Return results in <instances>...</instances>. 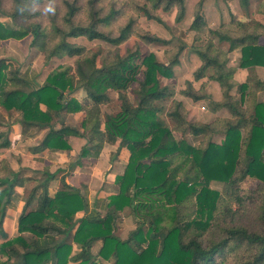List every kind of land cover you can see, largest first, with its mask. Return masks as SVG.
Masks as SVG:
<instances>
[{
  "label": "trees",
  "instance_id": "obj_1",
  "mask_svg": "<svg viewBox=\"0 0 264 264\" xmlns=\"http://www.w3.org/2000/svg\"><path fill=\"white\" fill-rule=\"evenodd\" d=\"M54 0H13L10 16L15 27L0 19V105L11 115L23 132L32 128L48 127L43 140L31 147L35 154L45 150H70L69 138L85 136L87 143L81 156L99 155L105 140H120L119 150L126 147L130 152L129 163L124 174L116 177L119 193L105 198H96L89 211L86 193L79 187L61 178L60 187L51 194L50 183L58 171L45 169L37 178L18 220L19 235L9 238L4 229L7 208L15 192L16 176L0 177V234L5 238L0 245V264H104L102 259H113L114 264H264V227L252 230L245 226L228 225L222 238L210 240L209 235L218 224V213L227 200L242 203L241 190L245 179L251 178L264 186V100L253 103L247 110L242 101L235 99L232 88L237 67L229 66L226 55L240 49L239 67L264 66V24L250 27L238 22L239 30L212 29L213 38L203 46L194 45L201 65L194 73L195 80L203 77L217 81L222 90V99L215 101V108H226L231 117L212 122L193 123L187 121L184 105L175 101L170 113L179 120L181 128L194 135L219 132L220 143L209 140L204 145H192L186 135L175 138L167 121L160 117L157 102L174 95V91L163 78L174 75V67L186 43L181 41L175 53L162 61L158 56L136 43L133 50L112 63L98 65V53L90 52L83 45L69 38L86 37L100 39L120 46L134 33L137 17L133 14L117 29H108L111 22L124 8L133 6L134 0H125L120 6L116 0L104 6L103 0H64L65 7L60 18L55 15L47 28L41 23H29L30 6L34 3ZM247 8L249 0H241ZM178 6L177 20L186 13L183 0H144L135 6L146 17L163 22L155 11L162 7L169 11ZM202 7V4H199ZM0 12H4L0 0ZM231 13H233L231 11ZM40 12L32 16L39 15ZM206 22L202 12L192 20L191 29L200 31ZM33 33L43 41L47 61L54 57L77 56L75 71L68 65L52 71L43 85L28 86L19 76V68L12 58L1 54V41L22 39ZM137 36L145 43L168 42L155 34L144 32ZM49 39V40H48ZM227 42L226 53L216 44ZM136 83L135 102L124 91H120V110L106 113L102 118L101 105L110 101V89L122 90ZM87 89L91 105L84 107L70 97L77 86ZM253 98L264 89V81H255ZM246 91L249 83L240 85ZM198 101L207 97L196 90L191 81L181 91ZM243 99V95H242ZM44 106V107H43ZM85 111L82 126L84 132L63 125L55 129L52 122L64 111ZM33 135V131H31ZM185 134V133H183ZM6 136L0 133V138ZM11 143L5 137L0 148ZM185 167L181 175L180 169ZM212 181L225 184L223 196L210 187ZM138 190L163 193L164 201H137ZM135 191V193H133ZM137 191V192H136ZM194 197L195 205L190 212H183L182 205ZM35 201L36 205L32 206ZM132 207L142 220L127 239L117 235L118 211ZM264 208V200H263ZM79 211L85 214L77 216ZM264 219V212H263ZM149 227L146 228V222ZM30 233L28 239L23 233ZM73 234L78 251L73 250L67 238ZM102 241L95 255L93 245ZM232 262L228 263V258Z\"/></svg>",
  "mask_w": 264,
  "mask_h": 264
},
{
  "label": "rangeland",
  "instance_id": "obj_2",
  "mask_svg": "<svg viewBox=\"0 0 264 264\" xmlns=\"http://www.w3.org/2000/svg\"><path fill=\"white\" fill-rule=\"evenodd\" d=\"M85 3L86 0H79ZM114 0H103L101 3L104 6ZM118 6L125 0H116ZM144 0H134L131 7H126L111 24L108 29H117L123 25L131 14L137 17L134 33L130 38L120 46H116L100 39L89 40L86 37L69 38V41L83 45L90 52L89 54L98 53L97 63L99 66L106 63L116 61L119 55H124L127 50H133L136 43H141L143 49L155 53L162 61H167V57L175 53L181 41L186 45L179 57V64L174 67V75L170 78H163V84L168 85L173 91L174 95L158 101L156 104L159 107L160 117L164 118L173 131L175 138L179 139L182 135H186V139L192 145H206L208 141L220 143L223 134L219 132H212L207 134H200L194 136L181 128V124L170 112L174 110L175 101L182 99L184 105V112L187 121L193 123L212 122L220 125L218 120L231 117L230 112L226 108L215 110V101L221 98L222 90L215 82H210L203 77L200 80H195L194 73L201 65L199 56L194 51V45L203 46L209 40L217 41L213 38L212 29H218L223 26L224 29H231L233 32L239 30L238 22H245L250 27H257L264 24V0H249L248 7L245 8L241 0H183L186 8V13L181 21L177 20L179 7L173 6L169 11L163 10L162 7L157 8L155 13L161 17L162 23L154 19L146 17L142 12L135 8L136 5L141 4ZM64 0H54L53 2L34 3L30 6V17L26 16L27 22L41 23L42 28H47L49 21L57 15L59 18L64 12ZM4 12H0V19L10 27H15L10 16V11L13 7V0H2ZM202 4V7L199 4ZM54 11H48V9ZM231 11L233 13H231ZM40 12L39 15L32 16L34 13ZM202 12L205 19V26L200 31L190 28L192 20ZM56 19V18H55ZM149 32L155 34L168 42L145 43L138 36L137 33ZM212 38V39H211ZM47 37L35 40L33 33H29L22 39H8L1 41V54L5 57L12 58L15 65L19 68V76L26 79L28 86L39 87L44 84L48 75L59 68L71 65L73 72L75 71L77 56L70 57H53L52 60L47 61L46 52L43 50V41L46 43ZM49 40V39H48ZM221 47L226 53L229 44L222 42L216 44L215 48ZM229 57L228 65L239 67L240 49H235L232 52L226 53ZM234 66V67H235ZM260 67V66H259ZM264 81V69L252 68L247 70L246 74L238 75L234 79L235 84L232 88V93L235 99L242 101L243 105L249 110L250 106L259 101L264 100V89L258 90L254 97L251 94L255 90V81ZM188 81H191L196 90L206 93L207 97L195 101L191 97H185L181 91L187 88ZM248 82L249 87L246 91H242L240 85ZM137 84L131 83L122 90L110 89V101L101 105L102 118L105 119L106 113H117L120 110L121 98L120 91H124L131 101L135 102ZM243 95V99H242ZM70 97L75 98L84 107L91 105V99L87 94V89L79 85L71 92ZM221 100V99H220ZM219 100V101H220ZM44 107V106H43ZM85 111L77 112L64 111L57 115L52 122L55 129L63 125L71 126L82 133L84 128L82 121L84 119ZM49 128H42L36 130L32 128L30 133L23 132L22 126L16 121V114L11 115L3 106L0 105V133H5L6 136L0 138V144L5 137H9L11 143L8 148H0V177L16 176L15 192L12 196L11 204L7 208L4 220V229L8 232L9 238L19 235L18 220L25 205V201L29 196L32 188L37 184V178L41 177L44 170L47 168L51 172L58 171L54 180L50 183V192L53 193L58 186L61 185V177L69 179L70 184L79 187L87 197L91 198L98 196L104 192L107 198L111 195L119 193L120 186L116 182L118 175L124 174L129 163L130 152L126 147L118 146L120 141H111L106 139L104 146L99 155L88 157L81 156V150L87 143L85 136H72L69 138L71 144L70 150L48 151L47 154H35L31 151V147L40 143ZM33 131V135L31 133ZM185 133V134H183ZM61 154V155H60ZM86 158L83 167L77 169L76 160ZM83 161V160H82ZM186 166L180 169L179 175L183 172ZM75 168L77 173L73 172ZM67 171V173H66ZM242 203L235 200H227L221 206L218 215V224L210 232V240H219L222 238L223 229L228 225H240L248 227L252 230H261L264 227L263 219V200H264V186L263 184L251 178H247L241 184ZM210 187L219 190L223 196L227 197L225 184L219 181H212ZM94 191V192H92ZM137 192V191H136ZM137 201L152 200L156 202L164 201L163 193L146 192L138 190ZM111 193V194H110ZM135 193V191L133 192ZM97 198V197H96ZM95 198V199H96ZM162 200V201H161ZM32 206L36 205L33 201ZM195 199L190 198L182 205L183 212H190L194 208ZM90 210V208H89ZM132 207H125L118 211L117 235L122 239H127L131 232L136 229L137 225L145 219L140 217V214H135ZM85 214V213H84ZM149 227V221L146 222V228ZM28 239L32 238L30 233H23ZM69 238H67L68 241ZM5 241V238L0 234V245ZM93 245L92 251L97 255L101 245ZM79 247V246H78ZM104 264H114L113 259H102ZM232 262V257L228 258V263Z\"/></svg>",
  "mask_w": 264,
  "mask_h": 264
},
{
  "label": "crops",
  "instance_id": "obj_3",
  "mask_svg": "<svg viewBox=\"0 0 264 264\" xmlns=\"http://www.w3.org/2000/svg\"><path fill=\"white\" fill-rule=\"evenodd\" d=\"M235 66V65H234ZM235 67H237V66H235ZM256 68H262V69H264V66H255ZM252 68H254V67H249V68H241V67H237V71H236V73H235V76H234V79H236L237 78V76L238 75H245L246 74V72H247V70H249V69H251L252 70ZM207 80L209 79V78H206ZM210 80V82H215V83H217L218 85H219V87H220V90H221V86H220V84L217 82V81H215V80H212V79H209ZM182 94V93H181ZM233 94V93H232ZM183 95V94H182ZM234 95V94H233ZM185 96V95H184ZM186 97V96H185ZM220 99H222V94H221V98ZM219 99V100H220ZM218 100V101H219ZM178 101H181L182 102V99H179ZM183 103V102H182ZM218 109H220V108H215V110L216 111H218ZM118 141H120V140H118ZM120 143V142H119ZM118 148H119V146H118ZM123 148V147H122ZM47 152L48 151H43V152H41V154H40V156H42V157H44L42 154L43 153H45V154H47ZM61 155V154H60ZM83 160V161H82ZM84 160H86V158H80V159H78V160H76V162L75 163H77V169H79V168H81V167H83V164L85 163V161ZM76 168H75V170L73 171V172H75V173H77L78 172V170H77ZM66 173H67V171H66ZM62 178V177H61ZM67 182H69V179L67 178V180H66ZM74 185V184H73ZM60 186H58V188H59ZM57 188V189H58ZM56 189V190H57ZM55 190V191H56ZM54 191V192H55ZM53 192V193H54ZM92 192H94V191H92ZM53 193H51V194H53ZM105 193L104 192H102L101 194H99L98 196H94V198H91V195H89L88 196V201H89V208H90V210L93 208V205H94V202H95V198L96 197H98V198H100V197H105V195H104ZM111 194V193H110ZM89 210V211H90ZM84 211H79L78 213H77V216L78 217H81V216H83L84 215ZM68 241L67 242H69V243H72V245H73V250L74 251H78L79 249H78V247H77V244L73 241V234H70L69 236H68ZM94 244H98L97 246H99V244L101 245V241H97V242H95ZM94 253V252H93ZM95 254V253H94ZM47 264H54L52 261H50V262H48Z\"/></svg>",
  "mask_w": 264,
  "mask_h": 264
},
{
  "label": "clouds",
  "instance_id": "obj_4",
  "mask_svg": "<svg viewBox=\"0 0 264 264\" xmlns=\"http://www.w3.org/2000/svg\"><path fill=\"white\" fill-rule=\"evenodd\" d=\"M48 11H54V9L49 8Z\"/></svg>",
  "mask_w": 264,
  "mask_h": 264
}]
</instances>
